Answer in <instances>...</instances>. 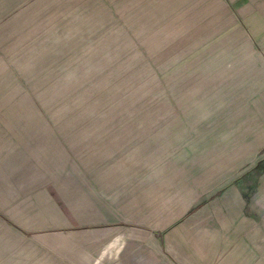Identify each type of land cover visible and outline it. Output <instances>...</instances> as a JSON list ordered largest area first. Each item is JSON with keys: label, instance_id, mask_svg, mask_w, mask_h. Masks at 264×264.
Segmentation results:
<instances>
[{"label": "rangeland", "instance_id": "374dc122", "mask_svg": "<svg viewBox=\"0 0 264 264\" xmlns=\"http://www.w3.org/2000/svg\"><path fill=\"white\" fill-rule=\"evenodd\" d=\"M262 4L0 0V264H264Z\"/></svg>", "mask_w": 264, "mask_h": 264}, {"label": "crops", "instance_id": "0c3cea01", "mask_svg": "<svg viewBox=\"0 0 264 264\" xmlns=\"http://www.w3.org/2000/svg\"><path fill=\"white\" fill-rule=\"evenodd\" d=\"M258 7L259 8H257L255 10V12H264V4H262L261 6H258ZM1 162L4 163V164L5 163L9 164L10 163V158L5 157V158H3L1 160ZM10 172H11V170L9 168L8 169L7 168L6 169H2L0 171V173L3 174V177H2V180H3L2 184L4 185L3 188L16 189V187L17 188L21 187V186L17 185V181L11 182L8 179L9 177L5 175V174H9ZM27 186L28 185L25 184L24 187H27ZM21 188H23V187H21ZM18 203L19 204H23V203H28V202L24 201L22 199L18 200V197H15L14 196V192H11V191L7 192V194H5L4 196L2 195L0 197V214L2 215V217L0 216V222L2 220H4V221H10L11 220L10 212L12 211V205H16ZM2 212H4V213H2ZM12 220H15V219H12ZM0 231H1V227H0ZM0 235H1V233H0ZM172 238H174V234H171V236H170V245L172 244V240H173ZM185 240H186V237H185ZM182 246H184L183 250H182V248H183ZM186 246H187L186 243L183 244V245L182 244H178L177 247H179V248H177V249H178L179 252H182V251L184 252L186 250L185 249ZM192 251L193 252H199V250H192ZM185 252H187V251H185Z\"/></svg>", "mask_w": 264, "mask_h": 264}]
</instances>
